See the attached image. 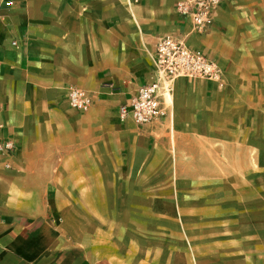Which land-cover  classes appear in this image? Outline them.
Here are the masks:
<instances>
[{
	"label": "crops",
	"instance_id": "crops-1",
	"mask_svg": "<svg viewBox=\"0 0 264 264\" xmlns=\"http://www.w3.org/2000/svg\"><path fill=\"white\" fill-rule=\"evenodd\" d=\"M177 1L0 0V142L14 143L0 152V264H264L254 233L247 250L218 248L207 185L216 105L264 66V0H223L203 33ZM165 34L206 51L228 89L175 78L138 126L119 108L154 77ZM69 86L91 95L86 111Z\"/></svg>",
	"mask_w": 264,
	"mask_h": 264
},
{
	"label": "rangeland",
	"instance_id": "rangeland-1",
	"mask_svg": "<svg viewBox=\"0 0 264 264\" xmlns=\"http://www.w3.org/2000/svg\"><path fill=\"white\" fill-rule=\"evenodd\" d=\"M242 81L239 88L229 91L233 97L230 106L224 101L220 109L216 105L214 147L218 158H213L215 175L207 184L214 189L208 198L213 199L215 230L220 231L215 242L224 251L230 244L244 250L252 233L260 236L262 242L256 245L264 250V66L250 69ZM223 86L221 91H226L228 87ZM181 198L196 210L199 201L195 195L183 191ZM226 216L237 218V226L222 225Z\"/></svg>",
	"mask_w": 264,
	"mask_h": 264
},
{
	"label": "built area",
	"instance_id": "built-area-1",
	"mask_svg": "<svg viewBox=\"0 0 264 264\" xmlns=\"http://www.w3.org/2000/svg\"><path fill=\"white\" fill-rule=\"evenodd\" d=\"M223 0H178L176 12L190 20L193 31L203 33L214 23V14ZM154 77L138 87L129 102L119 108L121 118L129 116L138 126H144L163 114L161 97L170 90V82L178 77L207 79L223 85V70L216 61L200 48H192L183 38L165 34L158 38L154 48ZM69 107L86 111L92 98L85 90L69 86ZM14 149L12 140L0 142V152Z\"/></svg>",
	"mask_w": 264,
	"mask_h": 264
}]
</instances>
